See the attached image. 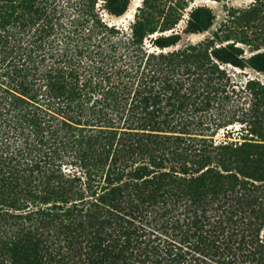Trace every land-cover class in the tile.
<instances>
[{
    "label": "trees",
    "instance_id": "trees-1",
    "mask_svg": "<svg viewBox=\"0 0 264 264\" xmlns=\"http://www.w3.org/2000/svg\"><path fill=\"white\" fill-rule=\"evenodd\" d=\"M196 1L0 0V264H264V0Z\"/></svg>",
    "mask_w": 264,
    "mask_h": 264
},
{
    "label": "rangeland",
    "instance_id": "rangeland-1",
    "mask_svg": "<svg viewBox=\"0 0 264 264\" xmlns=\"http://www.w3.org/2000/svg\"><path fill=\"white\" fill-rule=\"evenodd\" d=\"M139 2L140 0H131L129 9L127 10V12L119 18H114V20L117 23H123V22L130 20ZM199 2L205 3L212 8L215 14V18L213 20L212 26L208 30L203 31V32H198V33H186V32L181 31L180 39L177 42L176 47H180L188 42H193V43L198 42L202 40L203 38L210 36L213 33V31L219 27L221 21L224 19L226 7H229V6L243 7V6H246L249 2H251V0H220V1L218 0H197L196 1V3H199ZM186 19H187V14H184L183 19L179 22L177 26L178 29H183L186 26ZM231 41L232 40H229V42ZM236 45L242 48L245 56H249L254 52L253 50H251V47H249L247 44L237 42ZM261 50H264V45L262 46ZM234 72L235 73L233 72L231 73V76L239 85H243L247 78H256L264 83V71H257L251 67H247L244 70L239 69V68H234ZM227 127H233L232 130H235V131L233 133H227L226 128L224 127L220 128L217 130V132H215V134L212 135L213 142L221 143V142H241L243 141V137H242L241 129H240L241 128L240 123L235 122L232 125H229Z\"/></svg>",
    "mask_w": 264,
    "mask_h": 264
},
{
    "label": "bare ground",
    "instance_id": "bare-ground-1",
    "mask_svg": "<svg viewBox=\"0 0 264 264\" xmlns=\"http://www.w3.org/2000/svg\"><path fill=\"white\" fill-rule=\"evenodd\" d=\"M138 2V1H137ZM138 4V3H137ZM166 32V31H165Z\"/></svg>",
    "mask_w": 264,
    "mask_h": 264
}]
</instances>
